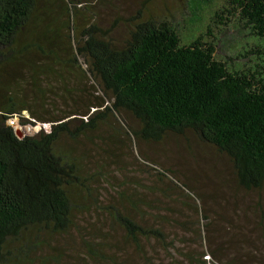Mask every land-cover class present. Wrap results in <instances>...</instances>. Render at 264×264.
I'll use <instances>...</instances> for the list:
<instances>
[{
	"label": "trees",
	"instance_id": "16d2710c",
	"mask_svg": "<svg viewBox=\"0 0 264 264\" xmlns=\"http://www.w3.org/2000/svg\"><path fill=\"white\" fill-rule=\"evenodd\" d=\"M114 1L0 0V264H239L208 233L204 194L146 146L213 147L264 228V0L213 11L259 42L241 69L146 16L152 0L104 26L97 9ZM13 118L50 129L19 137Z\"/></svg>",
	"mask_w": 264,
	"mask_h": 264
},
{
	"label": "rangeland",
	"instance_id": "374dc122",
	"mask_svg": "<svg viewBox=\"0 0 264 264\" xmlns=\"http://www.w3.org/2000/svg\"><path fill=\"white\" fill-rule=\"evenodd\" d=\"M194 1L199 8H192L191 4H195ZM209 2L210 0H152L145 15H166L167 19L184 34L186 39L182 38L183 42H189L193 36L202 34L205 39L212 41L215 57L227 59L232 67L241 69L244 66H251L256 55L253 48L259 45V42L251 36L246 27L236 23V20L227 22V25H217V21L212 17L213 11L224 4L225 0H212L208 5ZM138 3V0H118L113 2L116 9L106 4L99 5L97 11L106 26L108 21L120 13L122 16L134 14L138 10ZM170 13L171 15H168ZM222 16L223 19L227 18L226 13ZM122 27L120 24L117 37ZM208 27L210 34L206 33ZM258 48L261 50L262 47ZM24 116L28 117V113L25 112ZM9 122L21 132V135L17 132L21 137L34 135L41 129L44 131L50 129L47 123L23 125L20 118H13ZM146 149L157 155L163 169H171L175 175L188 181L204 194V207L209 219L212 220L208 226V233L214 234L216 244H229V248H226L229 257L236 258L239 264H264V228L259 230L256 215L246 212V205L256 198L254 194L245 196L237 192L232 182L231 165L226 157L197 138L170 137L162 144L147 145ZM146 179L147 177L143 178L144 181ZM262 202L264 206V197ZM226 230H231L228 242L221 241L223 239L219 236V234L224 236ZM77 236L74 232L72 238L63 236L59 242L64 249H69L77 243ZM64 253L72 255L69 258L74 260L73 254Z\"/></svg>",
	"mask_w": 264,
	"mask_h": 264
},
{
	"label": "water",
	"instance_id": "95a60500",
	"mask_svg": "<svg viewBox=\"0 0 264 264\" xmlns=\"http://www.w3.org/2000/svg\"><path fill=\"white\" fill-rule=\"evenodd\" d=\"M14 131H15L17 136L21 135V132L19 130H17L16 128L14 129ZM17 132L20 133V134L18 135ZM19 137H21V136H19Z\"/></svg>",
	"mask_w": 264,
	"mask_h": 264
}]
</instances>
